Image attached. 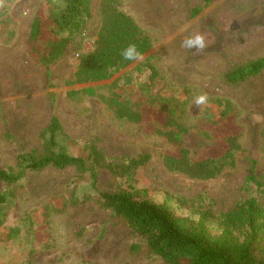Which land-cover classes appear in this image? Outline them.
<instances>
[{"label": "rangeland", "instance_id": "374dc122", "mask_svg": "<svg viewBox=\"0 0 264 264\" xmlns=\"http://www.w3.org/2000/svg\"><path fill=\"white\" fill-rule=\"evenodd\" d=\"M42 1L0 0V8L8 7V17L0 13L1 168H15L22 151L43 150L41 132L56 116L77 141L75 154L90 140L117 160L149 153L137 175L142 183L219 212L250 197L264 204V70L238 83L224 79L235 67L264 57V0H213L207 6L205 0H118L151 36V50L110 80L72 86L65 82L73 78L79 55L94 45L101 0H92L91 18L64 56L48 65L29 49ZM195 9L201 10L192 17ZM148 64L158 71L154 80ZM160 95L181 105L179 115L189 128L184 141L194 157L222 148L202 131L238 134L242 149L235 165L209 180L167 170L163 155L170 146L159 134L146 132L163 122L161 105L148 100ZM125 98L143 103L144 122L115 117L112 107ZM251 173L262 186L247 181ZM99 176L104 188L119 184L107 169ZM80 180L74 167L48 166L13 183L0 181L6 196L0 204V264H166L145 250L132 252L137 239L112 210L93 201L69 203Z\"/></svg>", "mask_w": 264, "mask_h": 264}, {"label": "trees", "instance_id": "16d2710c", "mask_svg": "<svg viewBox=\"0 0 264 264\" xmlns=\"http://www.w3.org/2000/svg\"><path fill=\"white\" fill-rule=\"evenodd\" d=\"M213 0H205L207 6ZM8 17V7L0 8ZM201 9H195V17ZM100 27L93 47L78 57L72 79L66 86L103 82L112 79L130 67L152 46L151 36L127 12L119 7L118 0H101L99 3ZM92 16V0H44L31 24L29 49L32 57L46 65L62 58L68 46ZM0 30L4 32L0 22ZM151 79L158 74L152 64ZM264 70V57L235 67L224 75L228 83H238L255 77ZM149 105L160 104L163 122L146 132L163 137L170 150L163 155V164L170 172L191 179L209 180L218 177L236 162V151L242 149L238 134L232 130L217 135L207 129V137L222 143L218 153L194 157L185 145L189 131L183 122L181 105L173 104L169 97L148 99ZM116 118L133 123L146 120L143 103L125 98L112 107ZM43 150L22 151L15 168L0 167V181L13 183L32 171L48 166L59 169L74 167L79 178L69 203L83 204L93 201L112 210L121 217L137 242L132 252L145 250L164 259L166 264H264V204L255 197L236 203L230 210L217 211L202 201L177 196L168 190L142 183L138 173L151 158L149 153L136 157L111 158L99 148L95 140L85 143L79 154L72 146L77 141L53 116L41 132ZM215 136V137H214ZM111 171L119 181L115 189L101 186L99 170ZM258 187L263 183L255 173L247 177ZM6 196L0 193V204ZM63 204H66L64 201ZM54 211V209H51ZM57 212L61 207L55 209ZM16 234L19 228L15 230Z\"/></svg>", "mask_w": 264, "mask_h": 264}]
</instances>
